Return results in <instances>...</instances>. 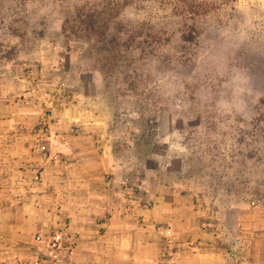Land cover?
Instances as JSON below:
<instances>
[{
    "label": "rangeland",
    "instance_id": "rangeland-1",
    "mask_svg": "<svg viewBox=\"0 0 264 264\" xmlns=\"http://www.w3.org/2000/svg\"><path fill=\"white\" fill-rule=\"evenodd\" d=\"M25 178L72 202L13 252L2 211L0 264H68L47 242L90 192L138 264H189L197 239L200 264H264V0H0V191Z\"/></svg>",
    "mask_w": 264,
    "mask_h": 264
},
{
    "label": "crops",
    "instance_id": "crops-1",
    "mask_svg": "<svg viewBox=\"0 0 264 264\" xmlns=\"http://www.w3.org/2000/svg\"><path fill=\"white\" fill-rule=\"evenodd\" d=\"M79 170L84 171V169ZM47 173L48 169L42 171L44 175H47ZM9 183V189L3 188L0 191L1 205H6L0 210V219L2 217V211L7 210V212H9L11 210L12 221L15 219L21 222V228H18L20 231L16 228L11 229V231L15 230L11 233L10 237V241L14 244V247H12L13 252L23 247L30 248L34 242V232L39 225L44 221L48 224L49 222H55L56 218L58 219L54 211L48 212L47 205L50 203L56 205L60 199L66 202H72V199H68L70 197L68 194H66L67 198L62 194L60 195L59 186L56 184L54 186L49 185L48 187L49 183L40 182L39 185H34L28 178L21 179L20 181L13 180ZM50 184L54 183L51 182ZM46 187L49 189L51 188V194L40 193L41 190L46 189ZM73 196L75 197V195ZM88 196L89 197L84 200V202L77 201V204H79L78 212L69 210V213H67L70 216V228L72 230V234L68 235L69 239L72 240L74 238L75 240L74 242L72 241V247H75V250L71 252L66 262L68 264H81L82 260L86 258V260L91 262L90 264H109L110 261L114 260L121 262L119 258L122 254L127 253L131 255L129 262H131V264H138L139 252H137V250L139 245L138 242L135 241L137 235L134 229L122 227L123 222L120 221L119 213L114 204L111 203V200L108 201V197L106 198L105 195L95 196L98 199L95 200L96 202H91L94 196L91 197V192ZM82 203L86 204V206ZM97 204H100V207ZM103 205H105L106 208L102 210V208H104L102 207ZM79 209H81V211ZM106 213H110L112 216L106 218ZM15 225L19 224H14V222L11 223L12 227ZM168 232L171 234L172 230L169 229ZM208 234V232H203L201 237L204 238V236ZM8 239L9 235L0 232V253H8V249H3L4 247L6 248V244L9 242ZM170 246H172V244ZM172 250L173 249L166 250L171 254L169 258L170 261L172 259L176 264H180L181 259L177 258L180 248L176 251V256H172ZM114 251L118 254L113 255ZM183 252L189 255L191 259L189 264H200L201 261L206 258L205 254L207 253V248L203 246L202 240L197 239V242L192 243V246H189ZM183 252L181 251L180 254L183 255ZM170 261H168L167 264H171Z\"/></svg>",
    "mask_w": 264,
    "mask_h": 264
},
{
    "label": "built area",
    "instance_id": "built-area-1",
    "mask_svg": "<svg viewBox=\"0 0 264 264\" xmlns=\"http://www.w3.org/2000/svg\"><path fill=\"white\" fill-rule=\"evenodd\" d=\"M44 237L43 233H39L37 235V241L41 242ZM69 239L68 232L65 227H61L56 234L52 237L50 241L47 242V255L50 260H60L65 248L67 250L72 249V244L70 246L66 245V240ZM20 264H26L25 262H21Z\"/></svg>",
    "mask_w": 264,
    "mask_h": 264
},
{
    "label": "trees",
    "instance_id": "trees-1",
    "mask_svg": "<svg viewBox=\"0 0 264 264\" xmlns=\"http://www.w3.org/2000/svg\"><path fill=\"white\" fill-rule=\"evenodd\" d=\"M111 21V18L109 17L108 19H107V22H110Z\"/></svg>",
    "mask_w": 264,
    "mask_h": 264
}]
</instances>
